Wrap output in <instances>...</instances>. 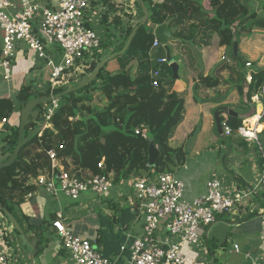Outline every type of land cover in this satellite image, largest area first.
I'll return each instance as SVG.
<instances>
[{
    "label": "trees",
    "instance_id": "1",
    "mask_svg": "<svg viewBox=\"0 0 264 264\" xmlns=\"http://www.w3.org/2000/svg\"><path fill=\"white\" fill-rule=\"evenodd\" d=\"M142 1L149 12V21L142 26L145 15L138 1L136 14L133 10H125L112 24H109L108 16L104 17L107 38L102 50L110 52L107 56L120 53L138 28L129 49L108 62L91 84L62 99L63 106L51 120L52 128L33 133L38 121L42 120L43 106H40L39 118L26 127L23 148L15 163L0 170L2 208L15 217L23 234L33 235L36 255H43L50 249L52 225L48 221L31 224L29 217L22 219L15 211L35 191L36 187L29 185L31 179L51 170L48 152L56 153L61 166L69 174L79 178L112 174L116 186L154 173H175L185 165L187 155L183 147H173L171 138L184 119L186 92L173 91L177 79H174L170 65L160 62L166 58V49L160 42L154 46L153 27L167 24L173 35L171 43H203L218 34L221 44L226 45L230 53L235 39L232 31L235 23L240 22L236 37L239 44L243 35L252 36L256 30H264V18L259 17L264 11V0H245L251 10L241 0H210L208 8L205 0H165L162 4ZM241 58L240 54L242 62ZM102 60L96 61L101 63ZM113 65L115 71L111 69ZM251 65L250 101L261 94L264 86V67L254 69V64ZM156 71L160 73L157 88L152 85ZM219 85V79L213 77L201 82V87L209 89ZM199 88L198 85L195 90ZM65 90L63 88L55 94ZM50 94L49 89L37 91L32 85H25L17 94V102L28 103ZM241 94H244L243 86ZM14 109L10 97H0V123L12 117ZM242 122L243 119L232 116L228 119L235 132ZM141 125L148 127V139L136 134ZM18 139L19 127L11 135L2 136L1 141L6 144L3 153L11 156ZM152 145L158 146L159 151L154 167L150 165ZM259 155L260 168L264 171L263 153ZM102 163L104 170L99 168ZM0 215L8 219L2 209ZM60 253L65 254L63 250Z\"/></svg>",
    "mask_w": 264,
    "mask_h": 264
},
{
    "label": "crops",
    "instance_id": "2",
    "mask_svg": "<svg viewBox=\"0 0 264 264\" xmlns=\"http://www.w3.org/2000/svg\"><path fill=\"white\" fill-rule=\"evenodd\" d=\"M12 1L18 6L20 0ZM151 1L154 4H162L165 0ZM132 2L133 0H92V15L95 18V26L99 32L107 33L104 17L108 16L109 24H112L117 17L123 15L125 10L134 9ZM209 4L210 0H205L207 8ZM259 17L264 18V11L259 13ZM156 27H153V40H156L154 36ZM257 33L254 31L251 38H248L245 34L239 44V55L241 54L244 58L242 62L239 60V68L245 75L252 71L251 68L246 67L247 63L254 64L252 67L254 69L264 67V35ZM167 46H169L175 61L177 62V58V63L180 65V76L174 84L173 91L186 92L184 119L171 138L172 146L176 148L183 147L187 155L185 165L180 166L173 173L186 185V200L191 202L206 195L207 185L213 179H218L222 183L229 196H233L241 188L258 183L264 171L260 168V158L254 156V152H251L255 147V143L246 142L237 135L225 137L218 132L216 125L215 113L221 107L230 108L240 114H245L249 111V107L244 103L243 95L241 94L242 79L235 69L233 52L230 53L227 46L221 44L218 34H213L211 38L203 43L193 44L173 41V43L169 42ZM115 67L113 65L111 69L115 71ZM135 69L134 66L133 70ZM1 76L4 77L3 71L0 69ZM208 77L219 79L220 85L213 89L201 87V82ZM48 78L49 71L46 68L35 67L32 53L27 57L19 54L13 63V77L11 80H6L4 77L6 84L0 85V97H10L14 102L15 109L13 116L10 117L9 125L6 126V131L0 130V164L6 162L10 157L9 154L5 153L6 144L1 141V137L11 135L13 130L20 127L21 104L17 102L18 92L25 85H32L37 91H45L48 88ZM198 85L200 88L196 91L195 88ZM261 108L262 105L260 104L259 112ZM226 117L229 119L230 115H222V121ZM261 126L263 127L261 132H264V124ZM37 127L33 133L42 131V126L40 128L39 126ZM48 128H52V126ZM258 145L264 157V148L261 145L260 138ZM155 147L158 148V146ZM3 150L5 151L4 153ZM234 156H236V159L233 158ZM221 158L224 164L229 159L232 160L233 164L237 163V166L242 171H238L236 175H227L226 171L220 169ZM237 160L238 162H235ZM29 185L35 186L34 179H31ZM35 187V191L31 193L32 197L26 198L25 202L16 208L15 213L20 218L29 217L31 224L48 221L52 225L56 213L63 212L65 225L74 236L89 240L94 245H99L100 248L98 247L99 250H97L114 264H128L131 243L136 235L142 233L144 224L143 215L134 213L131 209L128 210L129 212L127 211V215H124L128 207H122V203L126 200L124 205L127 203L130 206L127 199L131 197L132 192L129 189L123 187V192L128 191L127 193L125 192V197L123 199L108 200L106 207L103 202L96 204H101L99 210H103L106 215L113 218V222L118 224V229L122 236L115 239L111 238L109 231L104 234L100 230L99 224L97 226L94 224L93 231L86 225L79 224L80 220L85 216V210L87 209L88 211L89 205L87 206L83 203L70 205L68 201L63 203L65 198L63 194L53 197L43 189ZM263 196V194H260L259 196L247 198L239 207L237 214L220 215L215 224L205 227L203 229L204 240L200 247L195 250L186 249V253L189 256L187 264H252L247 259L248 254L252 255L256 262L263 261ZM90 206L93 207V204ZM66 207H73L70 213L65 212ZM93 214H95L93 211L89 213V215ZM50 229L54 234L52 226ZM16 230L9 219L0 215V251H3L2 245L6 244L8 249L5 251L10 255L13 254L15 261L18 260L15 259V255L18 254L19 256L18 250L22 247L17 250L14 248L13 241L15 239L14 234L17 233ZM53 234L50 236L53 237ZM29 235V241H32L34 251L32 255L29 254L27 257L20 255L21 260L17 261V263H21V261L22 264L34 263L36 257L35 238H33L31 233ZM208 237L212 240L211 248L214 250L213 253H211V248L205 245V240ZM54 238L56 242L54 243L55 252L52 251L54 252L53 257L57 258L56 262L60 264L66 255L59 254L62 250L61 242L56 236ZM235 246L239 247L238 251L235 250Z\"/></svg>",
    "mask_w": 264,
    "mask_h": 264
},
{
    "label": "built area",
    "instance_id": "3",
    "mask_svg": "<svg viewBox=\"0 0 264 264\" xmlns=\"http://www.w3.org/2000/svg\"><path fill=\"white\" fill-rule=\"evenodd\" d=\"M92 0H20L16 6L12 0H0V69L6 80L13 77V63L17 56L33 54L36 68L49 71L48 88L51 96L73 84V78L89 75L90 66L95 62L96 54L102 50L104 40L96 30L95 18L91 10ZM133 13L136 14V0L132 2ZM159 41L154 40V46ZM97 62V61H96ZM168 63L167 58L160 60ZM251 63L246 67L251 68ZM89 73V74H88ZM160 73H153V87L159 86ZM252 81V71L246 74ZM259 102L263 110L251 119L243 120L235 132L228 123L222 121L223 135H237L249 143H259L264 119V86L259 96L252 100ZM63 100H53L43 106L41 114L42 130L52 126V118L63 106ZM11 118L3 119L0 130L6 131ZM136 134L144 139L149 138V129L141 125ZM42 135V132L39 134ZM52 162L51 170L34 179L35 186L47 194L57 197L63 194L72 201H78L83 194L92 193L110 200L113 191L123 199L125 183L115 185L113 175L102 173L79 178L69 174L61 166L56 153L48 152ZM104 170L103 163L99 166ZM132 196L127 199L134 213L142 214L143 231L133 238L130 246L128 264H187L189 256L186 249H196L202 244L203 229L212 226L218 216L237 214L239 207L251 196L264 195V174L258 183L250 184L236 191L233 196L218 179L207 185L206 195L189 202L185 198L186 185L173 173L158 174L135 178L130 181ZM134 195V197H133ZM29 194L27 198H31ZM133 197V198H132ZM264 197V196H263ZM123 201V203H125ZM52 229L61 242L65 252L64 264H114L104 257L89 240L74 236L65 225L63 212H57L52 221ZM0 251V264H16L13 254H8L6 244ZM235 250H239L235 246ZM247 259L252 264H264V260L256 262L252 255Z\"/></svg>",
    "mask_w": 264,
    "mask_h": 264
},
{
    "label": "water",
    "instance_id": "4",
    "mask_svg": "<svg viewBox=\"0 0 264 264\" xmlns=\"http://www.w3.org/2000/svg\"><path fill=\"white\" fill-rule=\"evenodd\" d=\"M138 2L140 3V5L142 7V11L145 15L144 22L141 23V26H142L149 21V12H148V10H147V8H146V6L142 0H138ZM241 2L244 5H247L245 0H241ZM248 8H249V10H251L250 6H248ZM239 24H240V22H237L232 27V31H233V34L235 37L233 48H232L233 61H234V64L236 65L235 69L239 73V75L241 76V79H242V86L244 88L243 101L249 107V111L245 114H240V113H237L235 111H232L230 108H227V107L219 108L215 113V119H216L217 129H218V132L220 134H223V127H222V122H221V116L222 115H230L232 117H236V118L246 120V119L253 118L254 116H256L257 114L260 113L258 111L259 105H256L253 101H250L248 99V94L250 91V82L248 81V79H247L246 75L243 73V71L240 70V68H239V42L236 38L237 37V27L239 26ZM137 30H138V28L135 29L132 36L128 40L125 48L120 53H115V54L111 55L110 57L104 59L99 64L96 61L93 62L90 66V70H89L90 74L86 75L82 78L74 77L73 78L74 83L71 84L70 86H68L64 92L56 94L54 96L50 95V96H42V97L34 98V99L30 100L28 103H21V106H20L21 107V119H20V127H19L18 144H17L15 150L13 151L12 155L9 157V159L6 162L0 164V170L4 169V168H8L12 164L15 163L16 159L18 158V156H19V154L23 148L26 127L29 126L30 123L36 122L37 119L39 118L40 111L38 108L40 106H45L46 104L51 103L53 100L63 99L65 96L70 95L72 93H75V92L85 88L89 84H91L97 78L101 69L108 62L112 61L117 56L124 54L129 49V47L131 46L132 41H133V39L137 33ZM154 36L162 45L165 46L166 51H167V62L170 65V67L174 73V79L178 80L179 79L180 65L175 61V59L172 56V53H171L169 46H167L168 42H171L173 40V35L170 31L169 26L167 24L157 26L154 30ZM263 121H264V119H263ZM158 155H159L158 148L155 147L154 145H152L151 150H150V165H151V167L155 166ZM0 209H2V211L4 212L6 217L11 221V223L17 229V231H19L22 234L23 231H22L18 221L15 219V217L11 213H9L7 210L2 208L1 202H0Z\"/></svg>",
    "mask_w": 264,
    "mask_h": 264
},
{
    "label": "rangeland",
    "instance_id": "5",
    "mask_svg": "<svg viewBox=\"0 0 264 264\" xmlns=\"http://www.w3.org/2000/svg\"><path fill=\"white\" fill-rule=\"evenodd\" d=\"M254 8L256 7L255 5L253 6ZM96 30H98V28H96ZM259 31V33H257ZM257 34H263L264 35V30H256L255 31ZM261 32V33H260ZM99 33V35L101 36V38L105 41V39L107 38V34H105V33H102V32H98ZM244 36V35H243ZM242 36V37H243ZM242 37H241V40H242ZM247 37L248 38H251V35L250 34H248L247 35ZM0 47H1V44H0ZM108 53H110L108 50H106V49H103L100 53H98V54H96V60L97 61H100V60H104V59H106V58H108V56H107V54ZM25 57H27V55L25 56ZM110 57V56H109ZM242 59V61L244 60L243 58H241ZM102 60V61H103ZM176 60L178 61V59L176 58ZM183 68H184V66H183ZM182 72H183V70H182ZM90 73V72H89ZM88 73V74H89ZM248 74V73H247ZM1 84H6V82L4 81V77L3 76H1L0 77V85ZM255 104H259V102H254ZM262 110H263V107L261 108V111L260 112H262ZM248 112V111H247ZM39 123H41L40 121H38ZM262 123H264V121L262 122ZM37 126H39V128L41 127L40 125H37ZM38 128V127H37ZM36 132V131H35ZM234 136H236V135H234ZM259 138H260V141H261V145L263 146V148H264V132L262 131L261 132V134L259 135ZM230 141V140H229ZM257 143H255L254 144V148L252 149V151L251 152H254L253 154H254V156H257V157H261L259 154L261 153V151H260V148H259V145L257 144ZM255 152H256V154H255ZM234 159H236V156H234L233 157ZM227 163H223L222 162V158H221V164H220V169L222 170V171H226V174L227 175H236V174H238V171H242L238 166H237V163L236 164H233L232 163V160H228V161H226ZM235 162H238V160L237 161H235ZM245 163V162H244ZM227 164V165H226ZM232 177V176H231ZM124 188H127V189H129V183L128 182H125V186H124ZM129 191H130V189H129ZM126 193L128 192V191H125ZM125 192H124V194H125ZM132 196V195H131ZM133 197H134V195H133ZM132 197V198H133ZM117 198H119L118 197V191L116 190V189H114V191H113V197H112V199L114 200V199H117ZM66 201H68V203H70V205H76V203H78V204H85V205H89V208H88V211H89V213H91L92 211L93 212H95V214H93V215H89V213H88V211H87V209L85 210V213H84V217L80 220V223L79 224H81V225H86L88 228H90V230H92L93 231V227H94V224L97 226L98 224H99V228H100V230H102V232L104 233V234H106V231H109V233L111 234V238H115V239H118V238H120L121 236H122V234L119 232V229H118V224H116L115 222H113V218L112 217H110V216H108V215H106V213H104V211L103 210H99L100 208V205L101 204H99V205H96L97 203H99V202H103L104 204H105V207H106V202H109L108 200H106V199H102V198H100V197H98L97 195H94V194H92V193H88V194H83L82 196H81V198L78 200V201H72V200H70L69 198H67V197H65L64 199H63V203L64 202H66ZM93 204V207H91L90 205H92ZM122 207H128V208H126V210H125V213H124V215H127V211L130 209V206H128V204L126 203L125 205H124V203H122ZM73 207H66V209H65V212L66 213H70V211H71V209H72ZM92 209H94V210H92ZM96 210V211H95ZM129 212V211H128ZM98 218H100V219H98ZM126 220H128V219H126ZM140 226L142 227V225H141V223H140ZM23 234V233H22ZM21 233L19 234V233H15L14 234V237H15V239H14V241H13V245H14V248L17 250L19 247H21L20 248V250H18V253H19V256H18V254L17 255H15V259H18L17 261H19V260H21L20 258H21V256L20 255H25L26 257L29 255V254H31L32 255V253H33V251H34V249H33V245H32V243L29 241V237H30V235L28 236V235H22ZM140 235V234H139ZM56 235H55V233L53 234V237L52 236H50V239H51V246H50V249L49 250H47L43 255H36V257H35V260H34V263H32L31 262V264H58L57 262H56V259L57 258H54L53 257V254H54V252H55V250H54V243L56 242V239L54 238ZM136 236H138V235H136ZM57 237V236H56ZM203 240L204 239H202V242L201 243H203ZM206 242H205V245H206V247H210V246H212L211 244H212V240L208 237V239H206L205 240ZM21 244H20V243ZM113 242V241H112ZM114 242H116V241H114ZM103 244V243H102ZM96 245V248L99 250V245H97V244H95ZM99 247V248H98ZM52 251H54V252H52ZM203 253V252H202ZM202 257L203 258H205V256L204 255H202ZM212 257V256H211ZM209 259V258H208ZM212 259H213V257H212ZM58 260V259H57ZM66 260H67V258L65 257V258H63L62 260H61V262H60V264H64L65 262H66ZM17 261H16V264H22V261H21V263H17ZM26 261H29V260H26ZM23 264H25V263H23Z\"/></svg>",
    "mask_w": 264,
    "mask_h": 264
},
{
    "label": "bare ground",
    "instance_id": "6",
    "mask_svg": "<svg viewBox=\"0 0 264 264\" xmlns=\"http://www.w3.org/2000/svg\"><path fill=\"white\" fill-rule=\"evenodd\" d=\"M256 122H257V118H253V119H251V123L253 124V125H256ZM263 129V127L260 125V126H258V130L259 131H261Z\"/></svg>",
    "mask_w": 264,
    "mask_h": 264
}]
</instances>
